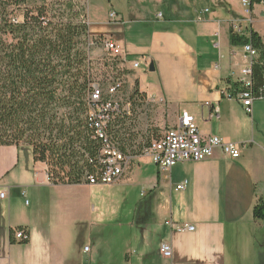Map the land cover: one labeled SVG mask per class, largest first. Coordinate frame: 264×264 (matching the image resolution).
Returning <instances> with one entry per match:
<instances>
[{"label": "crops", "instance_id": "crops-1", "mask_svg": "<svg viewBox=\"0 0 264 264\" xmlns=\"http://www.w3.org/2000/svg\"><path fill=\"white\" fill-rule=\"evenodd\" d=\"M91 3L90 43L121 45L129 89L137 83L142 98L113 134L135 158L133 169L114 185L52 184L31 147L0 146V264H264V220L254 218L264 198V101L256 99L248 115L238 99L242 88L228 85L244 63L231 28L253 30L264 42V3L251 11L238 0H121L108 10ZM184 112L203 134L244 145L241 157L217 150L160 171L144 149ZM126 186L128 196L142 189L145 204L122 222L99 194ZM20 227L29 233L26 245L11 240ZM164 244L172 258L161 254Z\"/></svg>", "mask_w": 264, "mask_h": 264}, {"label": "trees", "instance_id": "trees-1", "mask_svg": "<svg viewBox=\"0 0 264 264\" xmlns=\"http://www.w3.org/2000/svg\"><path fill=\"white\" fill-rule=\"evenodd\" d=\"M86 2L48 0L29 5L28 0H0V146L31 147L35 161L48 164L58 184L64 185L86 182L98 166L103 144L90 118L95 81ZM261 3L250 0V11ZM230 37L233 46L251 44L258 51L251 92L264 100L261 36L253 30L239 35L231 28ZM228 85L238 87L231 81ZM137 87L136 83L132 97L126 99L133 111L142 100ZM122 90L126 98L124 84ZM123 113L114 115L109 126L115 141L116 127L126 118ZM254 218L264 220V198L254 207ZM11 240L16 243L13 229ZM28 242L29 238L18 243Z\"/></svg>", "mask_w": 264, "mask_h": 264}, {"label": "built area", "instance_id": "built-area-1", "mask_svg": "<svg viewBox=\"0 0 264 264\" xmlns=\"http://www.w3.org/2000/svg\"><path fill=\"white\" fill-rule=\"evenodd\" d=\"M264 1V0H263ZM243 5L250 9V0H243ZM161 17V15H160ZM110 18L116 21L118 16L112 12ZM234 31L243 35L241 25H233ZM102 42L106 52L108 62L119 65L127 62L124 49L114 40L101 39L90 43L95 46L96 43ZM259 53L251 44L242 48L243 65L239 72H232L230 79L242 88L238 94L246 107V113L251 115L252 105L256 100L251 92L253 65L258 58ZM134 69H139L140 64L135 62ZM123 82L118 81L112 84L107 90L99 82H94L90 94V118L95 129V136L102 141V149L98 156V166L94 173H91L86 180V184L91 186H108L119 183L133 169L135 158L126 154L120 148L119 144L111 137L109 126L121 112L131 109V102L126 101L123 96ZM231 97V93L229 95ZM218 112V111H217ZM244 145L240 143H227L219 136L205 135L200 130L196 119L187 112H184L181 123L174 127L165 129L158 140L152 141L149 146L145 147L144 154L152 159L154 165L162 172H169L175 166L184 162H201L212 158L217 150L231 159H239L242 155ZM45 178L49 183L58 184L59 178L52 173L51 167L46 164ZM188 186L185 182L177 187V190H184ZM0 198H5V194H0ZM167 225H171L169 222ZM178 232L194 231V227L176 226ZM29 234L25 230L17 229L14 231L15 241L21 242L29 238ZM161 254L166 258H172V248L168 244H164L160 250Z\"/></svg>", "mask_w": 264, "mask_h": 264}, {"label": "rangeland", "instance_id": "rangeland-1", "mask_svg": "<svg viewBox=\"0 0 264 264\" xmlns=\"http://www.w3.org/2000/svg\"><path fill=\"white\" fill-rule=\"evenodd\" d=\"M48 0H28L29 5H38L46 2ZM110 1V2H109ZM239 4L241 3V0H238ZM92 5H102L104 9H109L110 5H120L121 0H92ZM94 9V7H92ZM21 16V14H20ZM19 16V17H20ZM90 60L92 62V75L93 80L95 82H99L104 86V89L107 90L112 84L122 81L125 86V94L126 98L132 97V91L129 89L128 80L126 78L125 70L124 68L119 65V63H115L112 65L108 62V58L106 55V52L104 50V45L102 42L96 43L95 46L90 47ZM264 101V100H262ZM145 169V168H144ZM149 173H146L147 175H152L153 169H149ZM126 187H120L119 189L109 191L106 190L103 193L99 194L100 199L106 198L107 203L109 202L111 205L106 206L107 211L110 212H120L119 218L120 221L127 222L128 221V215H131L136 210V207L138 208V211H141V208L139 206H142L145 204V198L141 196L142 189H133L129 193V189ZM137 200L138 203H133L132 200ZM100 201V206H101ZM148 203V202H146ZM136 206V207H135ZM137 211V212H138Z\"/></svg>", "mask_w": 264, "mask_h": 264}]
</instances>
